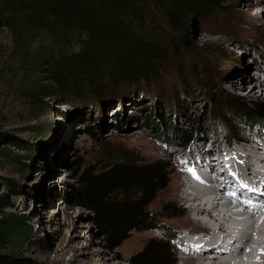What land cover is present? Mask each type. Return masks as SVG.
<instances>
[{"label": "rangeland", "instance_id": "obj_1", "mask_svg": "<svg viewBox=\"0 0 264 264\" xmlns=\"http://www.w3.org/2000/svg\"><path fill=\"white\" fill-rule=\"evenodd\" d=\"M220 4L223 10L215 18L194 20L192 39L196 46L192 51L171 52V60L158 78L132 88L124 81L119 89L106 90L99 99L90 96L87 103L77 102L74 106L67 97L56 93L45 72L49 57L59 49L54 34L41 31L37 38H30L28 51L15 53L17 46L11 31L0 25V135L8 134L14 141L0 142V193L9 197L10 206L5 213L23 217L30 231L28 242L18 250L24 257L41 264H96L104 253L111 264H131V258L150 238H161L156 231H134L113 249L89 210L62 199L64 192L72 193L78 187L79 171L104 166L109 150L121 149L143 159L167 161L171 165L167 186L182 165L181 156L174 152L195 154L202 145L209 150L210 141L216 147L209 150L214 157L223 149L230 158L231 147L223 137L225 129L215 112L226 97L264 103V85L255 94L250 93V83L243 89L238 85L242 76L257 74L256 60L264 67V20L258 29L248 21L254 13L252 8L264 13V0H220ZM4 14L7 9L4 0H0V21ZM233 80H237L236 84L227 90ZM113 114L123 123H116ZM225 115L233 117L231 112ZM174 127L186 132L202 129L206 134L189 149L165 145L157 139L161 132ZM232 127L240 130L243 140L251 134L252 143L264 138L263 124L251 126L240 119ZM133 132L138 142L126 138ZM17 142L28 145L30 152ZM143 144L165 147V152L153 156ZM237 145L234 143L233 147ZM79 161L83 164L77 168ZM213 161V167H218ZM249 174H258V170ZM259 187L262 190L261 184ZM165 190L158 192L148 209L155 215L164 214L168 204L180 209L178 217H160L157 223L180 237L182 232L174 229L172 223L186 217V205L173 200L160 202L159 196ZM134 237H142L139 247L126 255L124 244ZM183 246L177 241L172 244L176 264H182Z\"/></svg>", "mask_w": 264, "mask_h": 264}, {"label": "trees", "instance_id": "obj_2", "mask_svg": "<svg viewBox=\"0 0 264 264\" xmlns=\"http://www.w3.org/2000/svg\"><path fill=\"white\" fill-rule=\"evenodd\" d=\"M4 2L7 14L0 25L11 31L17 46L15 53L28 51L30 38H37L41 31L54 34L59 49L49 57L45 72L56 93L67 97L71 106L87 103L90 96L99 99L106 90L119 89L124 81L130 88L152 82L171 60V52L194 49V20L215 18L223 10L220 0ZM227 112L233 113V117L227 118ZM215 114L231 148L242 141L240 130L232 127L240 119L251 126L264 125V103H248L238 96L221 100ZM113 115L116 123H123V119ZM205 134L202 129L186 132L174 127L161 132L157 139L165 145L189 149ZM4 140L14 142L8 134L0 135V142ZM208 143L209 150L214 151V144ZM16 144L30 152L28 145ZM82 164L77 162V168ZM170 168L165 160H147L134 152L109 150L102 168L89 166L79 171L78 187L61 197L89 210L94 224L113 249L134 231L161 233V238L147 241L131 258V264H176L172 244L178 233L157 223L160 217H178L180 209L168 204L165 213L159 215L148 209L158 192L167 187ZM9 206L8 195L0 193V264H41L18 252L28 242L30 231L23 217L5 213Z\"/></svg>", "mask_w": 264, "mask_h": 264}, {"label": "bare ground", "instance_id": "obj_3", "mask_svg": "<svg viewBox=\"0 0 264 264\" xmlns=\"http://www.w3.org/2000/svg\"><path fill=\"white\" fill-rule=\"evenodd\" d=\"M252 11V19L248 21L252 28L258 29L264 20V13L258 8H252ZM259 64L256 60V75L242 76V81L238 83L241 89L250 83V93L261 90L264 67ZM236 82L231 81L226 89H231ZM261 98L264 100V90H261ZM251 135L244 140L242 138L237 147L229 150L230 158L223 149L214 157L216 155L203 145L196 148L195 154L174 152L181 156L182 165L175 170L172 183L158 200H173L186 205L183 210L186 217L172 223L174 229L182 232L177 238V243L185 248L181 251L182 264H264V208L260 207L264 205V189L259 187L264 180V138L252 143ZM126 138L135 142L139 140L134 132ZM145 148L156 157L162 150L165 152V147L159 145ZM213 159L218 167H213ZM202 166L208 167V174L201 175ZM255 168L258 174H249ZM257 183L258 186L255 185ZM232 204L245 207V211L239 213H249L243 221L232 219L233 215H237ZM249 227L254 230L253 235L247 233ZM237 230L238 233L232 235ZM195 234L198 236L192 237ZM141 238L134 237L124 244L126 255L138 249ZM97 262L111 264L104 253L99 255Z\"/></svg>", "mask_w": 264, "mask_h": 264}, {"label": "snow or ice", "instance_id": "obj_4", "mask_svg": "<svg viewBox=\"0 0 264 264\" xmlns=\"http://www.w3.org/2000/svg\"><path fill=\"white\" fill-rule=\"evenodd\" d=\"M260 207H261V208H264V205H261Z\"/></svg>", "mask_w": 264, "mask_h": 264}]
</instances>
